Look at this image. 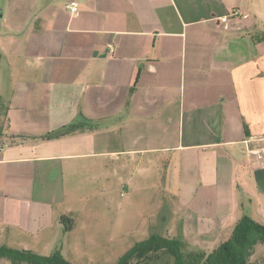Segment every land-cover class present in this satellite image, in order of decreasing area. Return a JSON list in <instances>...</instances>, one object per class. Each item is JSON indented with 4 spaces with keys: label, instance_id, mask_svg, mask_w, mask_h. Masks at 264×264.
<instances>
[{
    "label": "crops",
    "instance_id": "1",
    "mask_svg": "<svg viewBox=\"0 0 264 264\" xmlns=\"http://www.w3.org/2000/svg\"><path fill=\"white\" fill-rule=\"evenodd\" d=\"M69 1L0 0V245L62 252L58 206L82 179L177 151L204 155L215 210L196 225L224 237L250 170L264 188V0Z\"/></svg>",
    "mask_w": 264,
    "mask_h": 264
},
{
    "label": "rangeland",
    "instance_id": "2",
    "mask_svg": "<svg viewBox=\"0 0 264 264\" xmlns=\"http://www.w3.org/2000/svg\"><path fill=\"white\" fill-rule=\"evenodd\" d=\"M203 158L197 151L123 156L127 166L123 171L113 165L100 172L99 180L88 183L82 179L71 202L58 206L68 210L74 224V231L59 239L62 254L73 264H116L153 233L182 240L185 252L212 251L223 236L206 239L204 230L196 225L204 210L210 214L215 210L214 206H204V199L212 195L204 188ZM250 173L254 177V203L245 202L242 194L239 198L246 214L264 224L258 213V206L264 207V188L258 175ZM239 211L237 214L244 216L243 209ZM165 257L171 264L172 259ZM161 263L165 261L157 264ZM0 264L11 263L2 260ZM250 264H264V244L256 247Z\"/></svg>",
    "mask_w": 264,
    "mask_h": 264
},
{
    "label": "trees",
    "instance_id": "3",
    "mask_svg": "<svg viewBox=\"0 0 264 264\" xmlns=\"http://www.w3.org/2000/svg\"><path fill=\"white\" fill-rule=\"evenodd\" d=\"M5 104L0 96V114ZM86 123H75L63 127L45 136L56 139L71 135L85 128ZM248 132L246 126V133ZM71 218L62 216L60 222L70 230ZM264 244V224L245 215L223 237L220 243L210 252L191 250L185 252V242L158 233L151 234L146 240L137 243L116 264H157L161 259L165 264L169 256L171 264H250L256 247ZM11 264H73L60 251L45 256L30 250H20L8 246H0V261ZM162 264V263H161Z\"/></svg>",
    "mask_w": 264,
    "mask_h": 264
},
{
    "label": "built area",
    "instance_id": "4",
    "mask_svg": "<svg viewBox=\"0 0 264 264\" xmlns=\"http://www.w3.org/2000/svg\"><path fill=\"white\" fill-rule=\"evenodd\" d=\"M66 7H67V10L73 15H76L79 13V3L75 0H70L67 3ZM251 153L257 154L259 159L264 161V149L255 150V151H252Z\"/></svg>",
    "mask_w": 264,
    "mask_h": 264
}]
</instances>
